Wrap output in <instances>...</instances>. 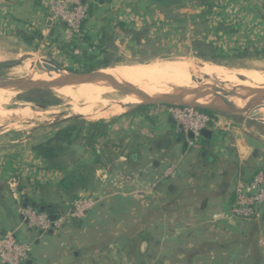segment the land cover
Segmentation results:
<instances>
[{"label": "crops", "instance_id": "1", "mask_svg": "<svg viewBox=\"0 0 264 264\" xmlns=\"http://www.w3.org/2000/svg\"><path fill=\"white\" fill-rule=\"evenodd\" d=\"M84 3L88 7L86 40L70 41L65 26L51 19L46 0H0V36L18 39L26 45L18 32L30 35L37 31L41 38L31 45L45 49L57 61L73 57L84 60L87 55L117 62L126 56L189 50L199 58L214 55L226 61L235 56L233 61L238 65L264 68V0H84ZM238 54L240 57H236ZM239 117L217 116L207 148L202 145V136L198 144L191 146V138L183 128H177V122H171L164 106L131 108L105 121L106 137L98 139L97 151L109 141L111 148L118 149L117 158L111 161L116 163L114 173L121 175L123 170L130 175L113 184L105 171L108 165L96 168L94 183L77 193L97 199L89 219L114 212L119 202L127 206L122 213L132 214L152 206L158 199L164 209L171 200L176 204L171 212H180V254L162 257V261L264 264V204L258 217L251 221L230 215L237 178H249L264 161L261 135L247 127L246 118ZM164 140H168L166 144ZM9 143L7 147L0 146V229L12 230L20 240L32 243L31 264H71L61 234L68 224L58 232L44 234L22 225L7 183L10 175H15L20 185L26 184L25 180L33 185L38 183L42 189H35L31 196L54 200L55 184L63 171L48 167L34 149L36 145L28 146L25 139ZM83 159L86 163L91 160L85 150ZM72 165H66L67 169ZM170 165L177 166L176 176L164 180L162 171ZM152 224L156 229L155 223ZM173 236L167 238L171 240ZM149 243L144 241L140 245L142 257L146 256Z\"/></svg>", "mask_w": 264, "mask_h": 264}, {"label": "rangeland", "instance_id": "2", "mask_svg": "<svg viewBox=\"0 0 264 264\" xmlns=\"http://www.w3.org/2000/svg\"><path fill=\"white\" fill-rule=\"evenodd\" d=\"M39 57L52 59L65 69L76 71H86L90 64H96L99 61L94 58L92 60L85 58H83L85 60H79L73 56V58L68 59V61H59V59L57 61L43 48H37L36 45H24L18 39L0 36V80L25 77L26 75L23 74L21 69L23 61L25 62L29 59ZM178 59L202 61L201 58L193 55L189 50H180L178 53L170 52L168 54L155 56H126L117 62H108L107 67L127 64H150L159 60ZM219 61L221 66L227 71L250 69L264 74V68L260 66L243 67L233 60L225 61L219 59ZM96 65L98 66L99 64ZM49 78L43 81H50ZM206 81L211 83L209 88L215 90V92H211V94H222L224 91L235 86L234 84L220 82L214 77L210 78V76L206 77L204 75L201 76V80L199 81H190L185 84L186 86H190L189 88L171 85L168 87V92L172 88L188 93V95H195L194 88L192 87L196 86L200 89V85ZM103 84L104 83H102V86ZM201 91L210 93V90ZM16 92L17 93L13 95L11 100L3 106V109L13 112L14 115L6 118L0 117V146L3 148L10 145L9 140L21 138L25 139L28 146H37L50 139L57 128L69 124H76L84 129L87 122L107 121L131 109V107H123L121 111L108 118L88 119L73 111L70 99L56 94L53 90L39 89L28 92ZM122 95L121 92L115 91L114 94H108L105 98L116 100ZM245 99L249 101V97ZM79 105L82 106L81 104ZM26 108L28 110H26ZM99 108H101V105L96 106L94 110ZM239 116L241 118H246V125L249 129H252V132L261 135L264 147V125L251 118L242 115ZM60 148L55 158L56 162L62 165H68L70 163L79 165L86 163L83 159L85 149L84 140L77 138L74 140V144H62ZM116 153H118V149L112 148V150L105 152L103 158L105 161L107 160L104 166L106 167L108 165V168H105L108 175L107 178L111 180L113 184L114 182L118 184L117 182L122 180L121 177L126 178L130 175L129 172H123V170L121 171V175L116 174V172L114 173L116 170L114 164L116 163H111V161L117 158ZM260 166V168L264 169V161L261 162ZM177 169L176 166L175 170ZM123 182H125L124 179ZM136 188L138 190L141 189L140 187ZM151 191L153 190L151 189ZM128 202V200L125 201L126 204ZM160 204V199H158L152 202V206H148L146 209L135 211L132 214H125L121 211L127 209V206L119 202L118 205L116 204L114 212H104L89 219L90 217H88V214L95 207V204L82 220L77 221V225L68 223L64 229L65 231L61 233L65 237L66 252L71 264H180V262H169V259L162 261L166 256L170 258V256H175L176 253L180 254V212L177 213L176 210L174 213L171 212V209L176 205L174 201L169 200L164 209H162L164 205L161 206ZM152 223H155L156 229L153 227ZM174 228L176 230H174ZM168 235L174 236L170 240L167 238ZM141 237L147 239L145 241L148 243L150 242V246H148L144 252L146 256H137L133 263H129L124 256V253H126L124 245L127 240L134 239L138 241V250L140 251V245L144 242V240L139 242ZM166 245H169V248ZM143 260L144 263H142Z\"/></svg>", "mask_w": 264, "mask_h": 264}, {"label": "bare ground", "instance_id": "3", "mask_svg": "<svg viewBox=\"0 0 264 264\" xmlns=\"http://www.w3.org/2000/svg\"><path fill=\"white\" fill-rule=\"evenodd\" d=\"M21 69L23 74L26 75L21 78L31 81H43L49 77L50 80H54L64 74L43 57L23 61ZM98 73L116 82H127L146 94L166 93L171 85L189 88L190 86L185 84L190 81H199L201 76L204 75L206 77L210 76V78L214 77L220 82L234 84V87H264V74L256 70L227 71L222 66L192 59L159 60L150 64L115 65L101 68ZM210 86L211 83L206 81L200 85V89L210 90V93L215 92V90L209 88ZM192 88H194L195 94L206 93L196 86ZM53 91L70 99L73 111L88 119L108 118L127 105H136L141 102L140 99L130 94H123L116 100L105 98L108 94H114L115 90L105 84L102 86V82H82L55 88ZM15 93L17 92L10 89H0L1 118L14 115L13 112L3 109V106L11 100ZM230 102L236 106L244 105L248 107L249 114L264 122V100L251 102L250 99L246 101L245 98L237 96L234 100L230 99ZM98 105H101V108L94 110ZM28 109L26 108V110Z\"/></svg>", "mask_w": 264, "mask_h": 264}, {"label": "built area", "instance_id": "4", "mask_svg": "<svg viewBox=\"0 0 264 264\" xmlns=\"http://www.w3.org/2000/svg\"><path fill=\"white\" fill-rule=\"evenodd\" d=\"M51 19L65 26L70 41L77 42L84 32V21L88 16V7L84 0H46ZM166 113L180 123L185 133H192L189 143L198 144L203 129L214 130L217 117H212L202 110L191 107L164 106ZM176 166L166 167L161 174L164 180H171L176 176ZM8 187L22 225L44 234L50 229L58 232L72 221H80L86 213L97 203V199L86 194H79L70 203V207L55 220L49 218V212L39 210L23 202L26 189L20 187L15 175L7 179ZM264 204V170L255 171L249 178L238 177L235 182V201L231 205L230 215L233 218L251 221L258 217L260 208ZM33 246L31 242L20 240L12 230L0 229V262L2 264H25L31 259Z\"/></svg>", "mask_w": 264, "mask_h": 264}, {"label": "trees", "instance_id": "5", "mask_svg": "<svg viewBox=\"0 0 264 264\" xmlns=\"http://www.w3.org/2000/svg\"><path fill=\"white\" fill-rule=\"evenodd\" d=\"M86 20L84 21V24ZM18 35L24 42L29 45H31L32 41L39 40L41 38L39 32L37 31L30 35L20 31L18 32ZM78 39L80 41L86 40L84 32ZM236 57H240V54H238ZM84 58L88 60L93 59V57L87 55ZM200 58L202 60L220 63L219 58L214 55H201ZM230 59H235V56ZM96 64L99 65L97 66ZM96 64H90L86 71L93 70L99 66H108V62L106 60H99ZM147 107L149 106H138L133 109L145 110L147 109ZM202 111L212 117L221 115L220 113L211 110ZM107 127L108 123L104 120L87 122L84 129L81 126H77L76 124L65 125L63 127L57 128L52 137L46 142L35 146L34 149H36L37 152L43 156L45 161L48 163V167H53L55 169L63 171V176L55 184L54 195L56 198L54 200H49L46 198L37 200L33 198V196H31V192L37 188L41 190V185L38 183H35L33 185L30 184L28 180H25L26 184H28L26 185L21 183L20 185V187L26 189V193L23 195V202L39 210L47 212L51 211L55 215H59L62 212H65L70 207L71 201L77 197L78 191L87 190L94 183L96 168H102L106 165L107 160L105 161L103 158L105 152H107L108 150H112L110 142L108 141L105 142L102 146L100 145L99 151H97L96 144L99 138L106 137ZM77 138L84 140V150L90 154L91 160L90 162L85 164H73L70 169H67L66 165H62L61 163L56 162L55 158L58 155L57 152L61 149L60 147L62 144H74V140H76ZM259 169L264 170L263 168H257L255 171ZM70 223L76 222L72 221ZM143 240L145 241L147 239L141 237V239H139V242ZM124 249L126 252L124 253V256L129 263H133L137 256H141V252L138 250V241L134 239L127 240L124 245Z\"/></svg>", "mask_w": 264, "mask_h": 264}, {"label": "water", "instance_id": "6", "mask_svg": "<svg viewBox=\"0 0 264 264\" xmlns=\"http://www.w3.org/2000/svg\"><path fill=\"white\" fill-rule=\"evenodd\" d=\"M50 63L54 64L57 68L62 70L64 74L54 80L50 81H31L28 79H4L0 80V89H10L19 92H28L39 89H49L53 90L62 86H70L82 82H102L106 86L113 88L115 91H119L122 94H130L135 98L140 99V103L136 105H127L125 107L135 108L138 106H180V107H191L199 110H211L224 115H242L251 118L259 123L263 124L258 118L253 117L248 113V107L236 106L230 99H235L237 96L242 98H248L251 102L264 100V87L260 88H249V87H231L230 89L224 91L222 94H211V93H198L195 95H188L178 89H170L169 92L163 94H146L140 91L137 87L124 82H116L112 79L103 77L98 73L101 68L99 67L90 71H76L65 69L60 64L52 59H47ZM210 63H214L208 60H202ZM219 64L220 63H214ZM107 67V66H106ZM151 95V96H150ZM152 97V98H150ZM43 108V107H42ZM171 122L175 123V120L171 118ZM177 128L182 130V125L177 124ZM189 138H192V133H187ZM201 136L203 137L202 145L204 148L209 146V141L212 136V130L203 129L201 131ZM168 140H164L166 144ZM205 154V150H202L201 155ZM169 190L172 189V185H169ZM56 215L49 211V218L53 221L56 219ZM52 232V229L48 231ZM25 264H31V260H28Z\"/></svg>", "mask_w": 264, "mask_h": 264}]
</instances>
